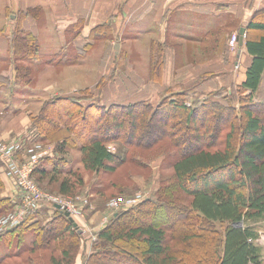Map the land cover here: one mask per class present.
Returning <instances> with one entry per match:
<instances>
[{"label": "trees", "instance_id": "16d2710c", "mask_svg": "<svg viewBox=\"0 0 264 264\" xmlns=\"http://www.w3.org/2000/svg\"><path fill=\"white\" fill-rule=\"evenodd\" d=\"M245 46L251 64L245 80L230 89L197 92L199 77L187 85L166 87L156 95V102L122 99V95L117 101L106 100V105L101 101L102 86L111 78H100L95 88L45 100L30 115L35 131L25 135V143H52L51 152L39 159L31 175L46 191L68 196L89 185L88 191L95 190V199L101 201L147 185L154 171L151 162L157 159L171 173L160 171L154 193L114 211L97 229L93 244L76 231L63 211L39 205L18 225L0 232V264H76L78 260L89 264L113 256L125 258L123 264H264L257 241L264 232V102L255 100L264 69V11L256 12L249 22ZM36 47L29 45L28 50L36 54ZM163 52V43L153 44L152 69L162 68ZM65 54L48 62L74 63L65 60ZM79 116L94 122L108 118L115 124L109 123L99 136L84 137L81 125L76 128L78 121L83 122ZM126 117L130 125L122 134L117 128L120 118ZM215 118L219 124L211 134L206 125ZM155 120L161 125L171 122V133L177 130L173 120L204 123V130L196 134L202 143L183 154L170 131L161 130L145 142L130 136L134 126ZM110 144H115V150L109 149ZM14 202L0 197V215L9 212ZM153 209L180 216L170 223L124 222ZM41 214L49 219L43 222ZM121 243H136L140 250L125 254ZM89 245L91 250L84 253Z\"/></svg>", "mask_w": 264, "mask_h": 264}, {"label": "crops", "instance_id": "0c3cea01", "mask_svg": "<svg viewBox=\"0 0 264 264\" xmlns=\"http://www.w3.org/2000/svg\"><path fill=\"white\" fill-rule=\"evenodd\" d=\"M258 11H264V0H0V141L34 134L30 115L36 114L45 100L82 89L45 95L55 81L56 68H79L82 55L99 42L113 43L117 35L125 34V41L132 45L127 58L144 61L141 71L129 62L118 72L113 66L102 72L103 63L96 66V82L85 87L95 88L100 78L117 76L119 72L118 79L125 83L122 87L113 86L112 96L102 92L101 101L106 105V98L117 101L124 92L132 91L136 93L135 100L156 102V95L166 87L187 85L199 77L202 81L197 92L230 89L242 83L252 61L245 35ZM241 27L245 29L243 41L238 39L232 50L230 36ZM157 42L164 45L163 64L161 69H152V47ZM43 43L47 45L48 57L39 63ZM35 44L36 54L28 50L29 45ZM61 52L66 53L65 60L74 63L57 66L48 62ZM111 71L116 73L111 75ZM43 76L47 78L45 84L41 83ZM215 100L221 101L218 97ZM255 100L264 102V69ZM48 146L51 152L52 143ZM110 146L116 148L115 144ZM74 154L79 156V151ZM0 197L17 198L15 181L6 174L1 161ZM91 198V206H96L93 195ZM43 215L40 217L45 222L49 217ZM90 215L98 220L101 212L96 210ZM85 249L87 253L91 246Z\"/></svg>", "mask_w": 264, "mask_h": 264}, {"label": "rangeland", "instance_id": "374dc122", "mask_svg": "<svg viewBox=\"0 0 264 264\" xmlns=\"http://www.w3.org/2000/svg\"><path fill=\"white\" fill-rule=\"evenodd\" d=\"M125 34L122 35H117L116 39L114 40V42H107V41H103V42H99L96 45H94L93 49L91 51H89L88 53L82 55L84 58L82 59V66H80L79 68H72V67H66L64 69L57 67L56 71H55V81L52 82V87L50 89H48L47 91L45 90V95H47L48 93H51L53 91H67V90H71L72 88H83L85 86L88 85H92L94 82H96V77H97V69L96 66H98L99 63H103L105 64L101 66V71H108V69H110L112 66L113 67H117L116 72H118V68H123L124 66L126 67V62H129L130 64H133L135 66V70L137 69L138 71H141V65H143V59L140 58H135L133 59H129L126 56L127 50L128 48H132V45H130V43L128 44L125 41ZM115 44L118 45L117 48H115ZM47 45H41V60L37 61V62H43V57H48L47 56ZM43 52V54H42ZM114 55L118 56L117 59L114 58ZM149 60V59H148ZM147 61V60H146ZM149 63V62H147ZM131 66V65H128ZM104 68V70H103ZM129 69V68H128ZM100 71V72H101ZM130 71V70H128ZM114 71H111V75H113L114 73H116ZM125 72V70H124ZM110 73V72H109ZM121 73L119 72V74L117 73L116 75L111 76V80L108 79L105 81V83H103V91L107 93V95H111V89L113 88V86H120L122 87L125 83L122 82L121 79H118V75H120ZM124 77H127L124 75ZM113 78V79H112ZM116 79V80H114ZM54 80V79H53ZM126 81H129L128 78H125ZM115 81V82H114ZM47 82V78L45 76L42 77L41 79V83L45 84ZM107 82V83H106ZM113 82L115 84H113ZM123 84V85H122ZM132 85V84H131ZM119 87V88H120ZM134 88V86H133ZM124 91L126 90V87L122 88ZM135 89V88H134ZM109 91V92H108ZM105 93V94H106ZM124 97H122V99H130V98H134L136 97V93L134 91L132 92H124L123 93ZM44 99V98H43ZM42 99V100H43ZM112 98H106V100H111ZM102 100V99H101ZM139 116V115H138ZM227 119H229V115L225 116ZM81 116H79V120H81ZM121 119V126L120 128H117V130L119 132H121L122 134H125L127 132V129L129 128L130 125V121H129V117H126L125 120ZM83 122L78 121V124L76 126L77 129H79L78 127L80 126V130L81 133L84 135V137L86 135H88V133H90L91 135L94 136H99L103 133H105L107 131V128H109L108 124L109 123H113L115 124V121L112 119H108L105 118L102 121L99 122H94L92 119L84 116L82 119ZM134 123V122H133ZM173 128L176 127L177 130H175V133H171L172 130V126L170 127L169 124H171V122L168 125H161L159 121L155 120L149 124H145L140 128H137L134 126V128L132 129L130 136H132L133 139H138L140 141H146L149 138H151L153 135H155L157 132L161 131V130H167L170 131V134H176V140L179 142L180 144V150L181 152L184 154L185 152L193 149L194 145H199L200 143H202L201 141L197 140L196 134L198 132H202L205 128L204 123H198V122H193V121H180L179 120H173ZM219 123H216V118L214 121L208 123L206 126L210 133H215L216 131V126ZM117 127V126H116ZM174 128V129H176ZM173 129V130H174ZM196 137V138H195ZM195 141V142H194ZM192 142L194 143L192 145ZM111 145V144H110ZM113 147V146H110ZM110 150H115V148H110ZM78 157V156H75ZM152 167H154V171H153V176L151 181L142 187H134L133 189H131L128 192H124V193H120L118 195L115 196H133L137 193H141V200L147 198L148 196H150V194L154 193L155 189H156V182H157V178L159 176L160 171L163 172V174H167L169 175V173H171V169L170 167H168L165 163H162L159 159H157L155 162H151ZM119 172V171H117ZM111 178V176L109 177V179ZM90 179V175L87 173L85 174V180L89 181ZM39 185V184H38ZM99 186V184H98ZM88 186H85L84 188L80 189L78 192H76L73 195H68L66 197H74L77 194L80 193H84L85 195H87V197L89 198V206L90 209L86 211V215H85V219L84 221L87 222L88 225L91 226H95L96 227V234H97V229L101 226H104L106 224V222H104V224H101L102 219L104 218L105 214L109 211L111 214V210H108V200L111 198H105V200H97L96 198V194H95V190L93 191H88ZM91 187V186H90ZM95 187V186H94ZM93 189V188H92ZM45 190V189H44ZM49 193H53V194H57L55 191H47ZM93 195V199H94V203L96 204V206H91L90 203H92L91 201V196ZM112 196V197H115ZM143 196V197H142ZM138 201V202H139ZM101 206H100V205ZM100 211L101 212V216L100 219L98 220H93L91 218L90 212H94V211ZM116 211V210H114ZM113 214V213H112ZM110 216V215H109ZM112 216V215H111ZM110 216V217H111ZM180 214L179 213H175V212H167V213H163L161 212V210L157 209H153L151 210V212L145 216H141L140 214H134L132 217L126 219L124 222H133V220H139L141 222H167L170 223L173 220H176L177 218H179ZM109 217V218H110ZM84 235V234H83ZM84 237L89 240L88 242H90L91 244H93L95 241H91L88 237V235H84ZM123 252L125 254H128V252H133V251H138L140 250V245L136 244V243H121ZM262 245V249H263V255H264V244ZM125 261V258H117L116 256H113L111 258H109L108 260H97V261H91L89 264H123V262Z\"/></svg>", "mask_w": 264, "mask_h": 264}, {"label": "built area", "instance_id": "2783aa9c", "mask_svg": "<svg viewBox=\"0 0 264 264\" xmlns=\"http://www.w3.org/2000/svg\"><path fill=\"white\" fill-rule=\"evenodd\" d=\"M238 36V32H234L230 36L229 45L232 50L236 48ZM25 142L26 138L20 135L9 140L0 141V160L4 163L6 174L14 179L17 186V198L12 209L0 215V232L18 225L24 219L26 213L43 203L58 204L60 210L67 211L76 219L84 235H88L91 241H96V227L88 225L84 221L86 211L90 208L87 195L80 193L74 197H66L49 193L41 188L31 175L39 159L50 153V148L40 141H32L29 144ZM141 195V193H137L128 197H111L108 200V210L112 212L110 214L108 211L105 214L101 224L109 219L114 210L141 200ZM258 241H264V234L260 235Z\"/></svg>", "mask_w": 264, "mask_h": 264}, {"label": "water", "instance_id": "95a60500", "mask_svg": "<svg viewBox=\"0 0 264 264\" xmlns=\"http://www.w3.org/2000/svg\"><path fill=\"white\" fill-rule=\"evenodd\" d=\"M244 31H245L244 27H241L240 30H239V40H240V43H242V41H243ZM117 47H118V45L115 44V48H117ZM53 206L55 208H60L58 204H54ZM64 213H65V215L69 216V219L72 221L73 226L76 227V231L78 233H81V229L77 227V223H76V221H74L73 217L70 216L67 211H64Z\"/></svg>", "mask_w": 264, "mask_h": 264}]
</instances>
